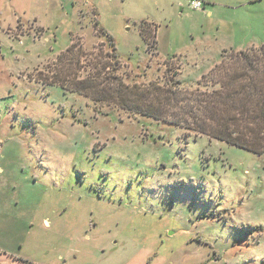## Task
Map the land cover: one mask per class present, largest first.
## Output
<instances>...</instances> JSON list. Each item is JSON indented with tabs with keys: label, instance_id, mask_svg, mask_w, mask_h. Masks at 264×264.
I'll list each match as a JSON object with an SVG mask.
<instances>
[{
	"label": "rangeland",
	"instance_id": "1",
	"mask_svg": "<svg viewBox=\"0 0 264 264\" xmlns=\"http://www.w3.org/2000/svg\"><path fill=\"white\" fill-rule=\"evenodd\" d=\"M53 3L0 0V264H264V151L169 121L264 44V0Z\"/></svg>",
	"mask_w": 264,
	"mask_h": 264
},
{
	"label": "trees",
	"instance_id": "2",
	"mask_svg": "<svg viewBox=\"0 0 264 264\" xmlns=\"http://www.w3.org/2000/svg\"><path fill=\"white\" fill-rule=\"evenodd\" d=\"M99 31H102V29H99ZM141 34L147 42L150 34L146 26H142ZM153 43L156 47L155 33ZM74 47H76L75 41L59 55L63 56L64 53L70 52ZM250 50L254 51V48ZM230 58L239 60L240 66L236 68L228 67L227 62L230 61ZM262 66H264V44L258 46V51L251 54L246 49H233L230 55L222 53L219 63L215 64L209 73L202 74V77H205L206 75H214L218 71L216 74L221 75V78L215 82L219 83V87L210 92H198L194 98L182 97L188 100L182 113H185L187 117L178 114L176 121H173L174 119L169 121L197 130L228 144L262 153L264 151V75H256L261 71ZM58 80L63 79L49 81L55 82ZM66 80L71 81L72 79L67 78L63 81ZM84 80L88 84L86 88L88 90V80L86 78ZM118 86L120 85L118 84ZM86 89L84 88L85 95H87ZM179 95H182L180 91L174 89L171 98L178 100L179 97L176 96ZM121 99V106L126 110L155 119L167 120L165 108L160 106L159 103L141 100L130 105L128 104L130 98L123 95ZM168 99L171 101L170 97ZM200 108H203L205 113L200 116L199 125H196V127L184 125L183 120H187L189 116L192 120L199 116L197 110Z\"/></svg>",
	"mask_w": 264,
	"mask_h": 264
},
{
	"label": "crops",
	"instance_id": "3",
	"mask_svg": "<svg viewBox=\"0 0 264 264\" xmlns=\"http://www.w3.org/2000/svg\"><path fill=\"white\" fill-rule=\"evenodd\" d=\"M62 1L63 0H54V3H53V5H52V7H54V9L56 10V12H57V10H62ZM203 1V5H204V0H202ZM202 9V8H201ZM49 10H51L50 8H49ZM55 12V11H54ZM53 13V12H52ZM209 13H212V12H209ZM56 14V13H55ZM38 15H41L40 14V12H37V11H32V13H31V16H32V19L35 21V22H37L38 23ZM39 23H43V22H40L39 21Z\"/></svg>",
	"mask_w": 264,
	"mask_h": 264
},
{
	"label": "built area",
	"instance_id": "4",
	"mask_svg": "<svg viewBox=\"0 0 264 264\" xmlns=\"http://www.w3.org/2000/svg\"><path fill=\"white\" fill-rule=\"evenodd\" d=\"M189 4L190 7L194 9H199L203 6L202 0H189Z\"/></svg>",
	"mask_w": 264,
	"mask_h": 264
}]
</instances>
